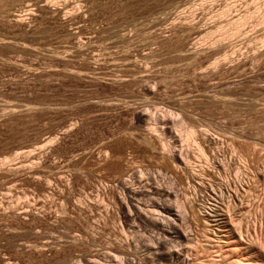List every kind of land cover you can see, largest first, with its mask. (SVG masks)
Wrapping results in <instances>:
<instances>
[{"label":"rangeland","instance_id":"rangeland-1","mask_svg":"<svg viewBox=\"0 0 264 264\" xmlns=\"http://www.w3.org/2000/svg\"><path fill=\"white\" fill-rule=\"evenodd\" d=\"M0 264H264V0H0Z\"/></svg>","mask_w":264,"mask_h":264},{"label":"bare ground","instance_id":"bare-ground-1","mask_svg":"<svg viewBox=\"0 0 264 264\" xmlns=\"http://www.w3.org/2000/svg\"><path fill=\"white\" fill-rule=\"evenodd\" d=\"M222 12H224V11H222ZM244 18H242V17H239V18H237V19H235V20H233V21H228L227 23H228V25H229V27H230V25L232 26H238V24L243 20ZM243 22V21H242ZM240 24H242V23H240ZM226 27H227V24H226ZM236 27H232L233 29H235ZM239 27V26H238ZM237 27V28H238ZM236 28V29H237ZM226 29V28H225ZM230 29V28H229ZM232 30V29H231ZM230 31V30H229ZM236 31V30H235ZM235 31H233V32H235ZM232 33V32H231ZM233 34V33H232ZM223 35V34H222ZM228 35V34H227ZM119 184H121L122 186L121 187H123V191H124V193L126 194V195H128L129 196V198H131L130 196H131V194L132 195H137V192H135V190H134V188L132 189L131 187H129V186H127L128 184H126L124 181H119ZM156 188H158V187H156ZM156 190H158V189H156ZM141 193V192H140ZM135 195V196H136ZM132 199V198H131ZM135 199V198H134ZM136 201V200H135ZM154 206V205H153ZM136 208V206H134L133 205V208ZM155 208L151 211L150 209V211H149V213L148 214H151L152 216H153V218H149V217H147V216H145L144 218H145V220L147 221V222H149L150 224H156V222H158L160 219L162 220V218H164V213H162V212H165L166 213V215L168 214L167 212L169 211H166V205H163V204H160V203H157V204H155V206H154ZM153 208V207H152ZM141 209V208H140ZM140 209H139V207L138 208H136V210H139L140 211ZM168 209V208H167ZM142 210V209H141ZM145 210H148V209H145ZM144 210V211H145ZM148 212V211H147ZM137 213V212H136ZM139 213V212H138ZM141 213V212H140ZM170 213V212H169ZM164 214V215H163ZM138 215V214H137ZM142 215V214H141ZM150 215V216H151ZM169 215V214H168ZM141 217V216H140ZM142 218V217H141ZM132 263V262H131Z\"/></svg>","mask_w":264,"mask_h":264}]
</instances>
